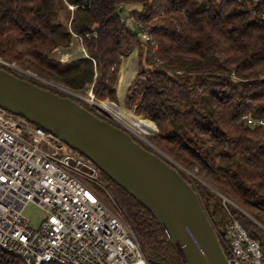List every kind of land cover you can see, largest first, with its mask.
Masks as SVG:
<instances>
[{
  "label": "trees",
  "instance_id": "trees-1",
  "mask_svg": "<svg viewBox=\"0 0 264 264\" xmlns=\"http://www.w3.org/2000/svg\"><path fill=\"white\" fill-rule=\"evenodd\" d=\"M129 23L145 27L152 43ZM73 35L87 57L52 59ZM133 49L137 72L124 106L158 128L151 141L159 150L215 191L194 183L214 229L230 222L221 197L264 227V125L247 123H264V0H0V59L72 92L92 85L96 100L116 102L121 57ZM150 122L129 124L146 135L155 131ZM100 179L149 263L182 264L151 212L104 174ZM228 210L264 256V232ZM0 264L23 263L0 251Z\"/></svg>",
  "mask_w": 264,
  "mask_h": 264
},
{
  "label": "built area",
  "instance_id": "built-area-1",
  "mask_svg": "<svg viewBox=\"0 0 264 264\" xmlns=\"http://www.w3.org/2000/svg\"><path fill=\"white\" fill-rule=\"evenodd\" d=\"M65 4L74 11L75 6ZM135 26L141 39L152 43L148 30L139 23ZM66 97L86 102L99 116V109L103 111L92 92L85 98ZM247 123L264 125L249 119ZM100 173L64 142L0 108V251L23 264H150ZM221 202L230 222L215 232L227 264H264L258 240L229 213L228 206L237 208L223 197ZM29 204L43 215L35 227L23 214Z\"/></svg>",
  "mask_w": 264,
  "mask_h": 264
},
{
  "label": "water",
  "instance_id": "water-1",
  "mask_svg": "<svg viewBox=\"0 0 264 264\" xmlns=\"http://www.w3.org/2000/svg\"><path fill=\"white\" fill-rule=\"evenodd\" d=\"M0 66L1 109L26 119L91 160L151 212L183 264H227L196 190L175 167L141 147L126 129Z\"/></svg>",
  "mask_w": 264,
  "mask_h": 264
},
{
  "label": "rangeland",
  "instance_id": "rangeland-1",
  "mask_svg": "<svg viewBox=\"0 0 264 264\" xmlns=\"http://www.w3.org/2000/svg\"><path fill=\"white\" fill-rule=\"evenodd\" d=\"M129 24H130L129 27L133 31H135V33H136L137 31L135 29L136 28L135 25L133 23H129ZM68 28H69V25H68ZM65 51L71 55V57L69 58L70 61H72L73 59L79 58V57H85V50L82 47V42L77 38H74V40L71 42L69 47L66 48ZM62 52H64V50H62ZM50 57L56 61H59L58 60L59 55H58V53H55L54 51H52V53L50 54ZM0 62L7 64L8 66H6V68L12 74L17 75V76L22 77V78H25V79H28V80H31L32 82L35 83V85H37L43 89H46L50 92H53L55 94H59L61 96H71V94H73V95H79V96L85 98L89 92H92V85L87 86L85 91H83L81 93H75V92H72V91L66 89L62 85H59V84L53 83L49 80L41 78V77L35 75L34 73H32L31 71L21 69L20 67L16 66L13 63H7L1 59H0ZM59 62L65 64V62H67V61H65V58H63ZM121 63L123 65H122V67H120V72H121V74L126 73L127 75L124 74L123 75L124 80H121V82L123 81L122 83L120 82V87L118 89L120 99H118V101H116V102H110L108 100L98 101L95 98H94V100H95V103L98 105L100 103H104V104H107L108 106H111L114 111L116 110V111L122 112L124 119H121L118 115H116V113L112 109H110L106 106H103V105H100L101 108L103 109V111H101L99 109L98 112L105 114L108 119L101 117V115H100V117L105 119V120H108L109 122L115 124L116 126H119L121 128L126 129L129 133H131L133 135L134 139H136L145 148H147L149 151L155 152L161 158L166 160L171 166L175 167L180 174H182L185 178H187L189 180V182L191 183V185L193 187L195 186L194 183H198V184H201L202 186H204L205 188H207L208 190L215 192L208 184H206L203 180H201L200 178H198L196 176V170L188 171L187 169L183 168L178 163H176L174 160H172L169 156H167L161 150H159L151 141V139L154 136L159 134L158 128L149 120H146V119L142 118L141 116L135 115V113L133 112L134 107L127 108L124 106L123 98H122L124 93L122 91L125 89V86H126L125 82H127L126 80L128 78V75H130V74L135 75L136 70H137L136 49H133L130 53L122 56L121 57ZM120 72L118 73V77H119ZM34 76H37V77H34ZM118 77H117V80H118ZM74 100H76V99H74ZM76 101L84 104L85 106H87L91 109V107L89 105H87L86 102L78 101V99ZM137 120L150 122L155 127V131L147 129L146 135H140L129 124L131 121L134 122ZM194 189H195V187H194ZM111 198H112V196H111ZM104 200H105V203L107 204V206L109 208H111V210H113L112 209L113 204L111 203L110 199L106 195H104ZM234 206L237 208L236 210L239 209L238 211H240L241 213H244L241 211V209L239 207H237L236 205H234ZM23 214H24V217L31 223V226H33V227H35L39 224V221L43 216L41 210L33 204H29L25 208ZM244 215L248 218V216L245 213H244Z\"/></svg>",
  "mask_w": 264,
  "mask_h": 264
},
{
  "label": "crops",
  "instance_id": "crops-1",
  "mask_svg": "<svg viewBox=\"0 0 264 264\" xmlns=\"http://www.w3.org/2000/svg\"><path fill=\"white\" fill-rule=\"evenodd\" d=\"M62 50H64V52H62ZM66 50V48H63V47H57L55 50H53L55 53H58V55H59V57H58V60L59 61H61V59H63V58H65V61H67V62H65V63H69V62H71L70 60H69V58L71 57V55L68 53V52H66L65 51ZM66 55V56H65ZM86 57V56H85ZM79 58H81V57H79ZM76 59H78V58H76ZM73 60H75V59H73ZM72 60V61H73ZM122 63H120V66H119V72H120V67H122ZM136 72H137V70H136ZM124 74H126V73H123V74H121V72H120V74H119V77H118V80H117V83H116V85H115V92H116V101H118V99H120V97H119V91H118V89H119V87H120V82H121V80H124V77H123V75ZM136 74V73H135ZM127 75V74H126ZM134 75V74H133ZM132 74H130V75H128V78H127V82H125V89L122 91L124 94H125V91H126V89H127V87H128V85H129V83L132 81V79L134 78V76H133ZM123 82V81H122ZM121 82V83H122ZM122 98H123V102H124V95L122 96ZM124 104V103H123Z\"/></svg>",
  "mask_w": 264,
  "mask_h": 264
},
{
  "label": "bare ground",
  "instance_id": "bare-ground-1",
  "mask_svg": "<svg viewBox=\"0 0 264 264\" xmlns=\"http://www.w3.org/2000/svg\"><path fill=\"white\" fill-rule=\"evenodd\" d=\"M100 106V105H99ZM101 107V106H100ZM102 109V108H101Z\"/></svg>",
  "mask_w": 264,
  "mask_h": 264
}]
</instances>
